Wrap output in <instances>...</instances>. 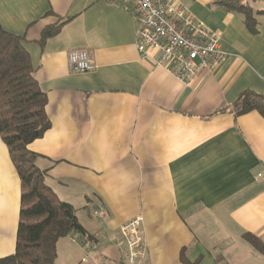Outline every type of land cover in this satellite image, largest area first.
<instances>
[{"label": "crops", "instance_id": "1", "mask_svg": "<svg viewBox=\"0 0 264 264\" xmlns=\"http://www.w3.org/2000/svg\"><path fill=\"white\" fill-rule=\"evenodd\" d=\"M179 1L225 55L188 85L157 67L153 51L138 54L136 23L120 0H0V26L24 38L47 99L50 126L27 147L85 232L60 239L53 264H125L120 228L136 216L141 264H182V253L190 264H264L244 239L264 245V119L229 110L244 91L264 95V0H240L255 33L216 4L223 0ZM76 49L90 57L86 73L68 68ZM98 207L104 215L94 219ZM19 211L20 181L0 140V258L14 253ZM86 238L95 249L82 247Z\"/></svg>", "mask_w": 264, "mask_h": 264}, {"label": "trees", "instance_id": "2", "mask_svg": "<svg viewBox=\"0 0 264 264\" xmlns=\"http://www.w3.org/2000/svg\"><path fill=\"white\" fill-rule=\"evenodd\" d=\"M216 4L229 12L242 14L246 29L256 32L257 24L248 5L240 0H223ZM60 26L58 23L44 28L39 44L55 35ZM46 103V96L33 77L24 38L0 26V140L8 150L20 181L15 249L13 254L0 258V264H53L60 239L76 234L85 236L75 210L60 201L46 185L44 172L35 164L36 155L27 147L50 126ZM229 110L234 116L256 111L264 119V95L244 91ZM244 239L264 254V245L257 238L246 234ZM180 260L182 264H190L183 253Z\"/></svg>", "mask_w": 264, "mask_h": 264}, {"label": "built area", "instance_id": "3", "mask_svg": "<svg viewBox=\"0 0 264 264\" xmlns=\"http://www.w3.org/2000/svg\"><path fill=\"white\" fill-rule=\"evenodd\" d=\"M120 1L127 6L136 23L138 54L147 56L149 51H153L154 64L174 75L181 83L188 85L196 75L211 74L224 64L225 55L218 35L196 20L179 0ZM67 65L74 74L91 70L90 57L82 49L67 53ZM90 215L101 219L104 209L92 208ZM141 226L142 218L136 216L120 228L122 239L117 246L125 264H141L144 259L146 248ZM82 247L95 249V245L87 240L82 241Z\"/></svg>", "mask_w": 264, "mask_h": 264}, {"label": "rangeland", "instance_id": "4", "mask_svg": "<svg viewBox=\"0 0 264 264\" xmlns=\"http://www.w3.org/2000/svg\"><path fill=\"white\" fill-rule=\"evenodd\" d=\"M130 15H131V14H130ZM131 16H132V15H131ZM132 18H133V17H132ZM64 239H65V240H63V239H62V240L65 241V242H67V243H69V241H70V243L72 242L70 238L68 239L67 237H65ZM59 261H60V260L58 259V261H56V264H59Z\"/></svg>", "mask_w": 264, "mask_h": 264}]
</instances>
